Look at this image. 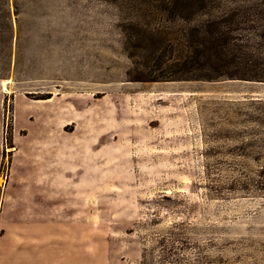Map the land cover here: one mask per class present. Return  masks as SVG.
Returning a JSON list of instances; mask_svg holds the SVG:
<instances>
[{
    "label": "rangeland",
    "instance_id": "rangeland-1",
    "mask_svg": "<svg viewBox=\"0 0 264 264\" xmlns=\"http://www.w3.org/2000/svg\"><path fill=\"white\" fill-rule=\"evenodd\" d=\"M179 6L0 0V264H264V81L139 80L151 28L264 0Z\"/></svg>",
    "mask_w": 264,
    "mask_h": 264
},
{
    "label": "trees",
    "instance_id": "trees-1",
    "mask_svg": "<svg viewBox=\"0 0 264 264\" xmlns=\"http://www.w3.org/2000/svg\"><path fill=\"white\" fill-rule=\"evenodd\" d=\"M180 6L177 18L188 21L190 15H204L206 0H177ZM207 19L196 20L187 26L179 39L175 52V42L161 27L149 30V42L143 48L150 50L157 73H150L139 80L159 81L191 79H244L264 81V35H244L245 17L236 20V12L222 9L219 15L209 14ZM166 42L164 51L160 52ZM169 53L170 62L163 60ZM166 58V57H165ZM168 63V67L165 64Z\"/></svg>",
    "mask_w": 264,
    "mask_h": 264
}]
</instances>
